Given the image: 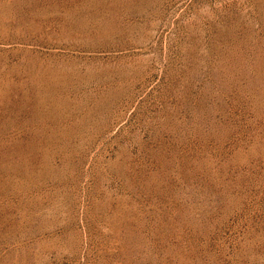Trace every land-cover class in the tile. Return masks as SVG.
Returning a JSON list of instances; mask_svg holds the SVG:
<instances>
[{
  "label": "rangeland",
  "instance_id": "obj_1",
  "mask_svg": "<svg viewBox=\"0 0 264 264\" xmlns=\"http://www.w3.org/2000/svg\"><path fill=\"white\" fill-rule=\"evenodd\" d=\"M0 264H264V0H0Z\"/></svg>",
  "mask_w": 264,
  "mask_h": 264
}]
</instances>
